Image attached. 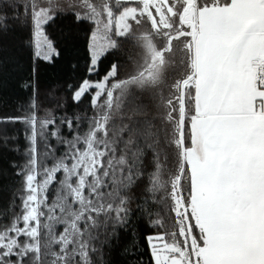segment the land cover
<instances>
[{"label":"trees","instance_id":"16d2710c","mask_svg":"<svg viewBox=\"0 0 264 264\" xmlns=\"http://www.w3.org/2000/svg\"><path fill=\"white\" fill-rule=\"evenodd\" d=\"M44 2L45 0H20L22 4L37 7ZM120 2L124 7L134 4L136 0H120ZM47 3L55 7L56 0H47ZM139 26L141 25L133 23L130 33L118 36L116 38L119 42L118 49L111 50L104 58L103 67L117 65V80H125L114 92L109 107L106 108L105 104L101 106L102 103L99 102L93 109L88 106L87 101L78 107L69 101L67 106L65 93L58 91L39 99L40 115L34 118L26 101L28 92L19 88V83L29 78L30 66L35 63L33 45L30 43L31 29L29 27L26 31L5 30L4 22L0 21V114H23L30 121L35 119L38 133L36 164L38 173L59 160L71 162L73 156L85 150L92 136L94 148L100 151L101 156L100 163L87 177L82 202H73V194L60 189L59 181L49 188L45 205L38 212L39 235L36 239L39 241L42 264H53L51 253L55 249L51 244L69 222L73 223L70 227L74 229L71 237L74 243H79L84 238L91 241V236L87 232L82 237L79 230L86 215L90 216L93 211L108 213L118 208L119 201L125 198L130 199L133 210L137 203L144 204L153 219L163 221V229L158 228L157 231H161V234L164 231L168 242L172 241L171 233L181 227L188 229L189 234H191L192 222L199 227L190 199L185 158V150L192 145L194 138L192 113L193 110L195 112L193 82L195 54L192 36L188 44L192 50L190 71L183 68H180L179 70L183 71L178 73L174 69L171 71L177 74L174 81L180 87V109L175 111L169 96L174 84H170V88L168 85L163 91L156 88V92L148 86L127 82L128 78L134 75L142 50L139 38L142 33L139 32ZM45 27L46 31L56 38H60L62 33L69 30L76 34L78 46L73 54L81 57V66H83L84 42L90 39L93 25L88 21H82L77 25L70 16L58 14L54 21ZM55 75L52 66L43 67L39 73V81L48 83L55 79ZM187 82H189L188 86ZM20 109L22 111H19ZM170 112L176 113V119L171 123H169ZM65 115L79 118V122L72 127L71 136L67 134V129L62 127ZM186 117L189 119L187 127ZM145 119L151 121L152 126L146 129V132L150 131L152 135H146L144 139L132 135L131 130L141 127ZM52 120L56 121L54 129L44 127L46 121ZM0 127L6 128L9 136H14L7 139L6 143L0 139V170L7 172V180L0 179V235H3L14 226L23 228L25 225V177L32 168V165L28 164L32 153L26 152L29 144L25 139L28 127L26 124L12 122ZM52 131L57 132L55 140L52 139ZM122 132L129 134L122 137ZM20 168L24 169V174L18 176L16 173ZM133 176L136 178L135 182L128 186ZM109 205L112 207L110 208ZM189 213L192 222L188 219ZM89 223L93 227L98 226L95 220L90 219ZM132 226L140 234L141 239L145 234L159 227H150L140 215L132 218ZM99 227L100 232L103 233V226L99 225ZM92 235L94 236L95 233ZM127 238V232H122L121 239L127 240ZM26 239L22 237L20 243L24 244ZM115 247L118 249L120 245ZM193 249L197 254L199 249H196L195 245ZM139 251L141 253L145 251L142 243ZM144 262L148 264L147 255L144 256Z\"/></svg>","mask_w":264,"mask_h":264},{"label":"snow or ice","instance_id":"6c2138e0","mask_svg":"<svg viewBox=\"0 0 264 264\" xmlns=\"http://www.w3.org/2000/svg\"><path fill=\"white\" fill-rule=\"evenodd\" d=\"M196 6L214 10L212 22L225 24L235 23L239 17L254 7L264 8V0H259V3L257 0H196ZM121 7L120 0H109L108 3L100 5L97 4V0H56L55 7L47 3V0L38 7L22 4L20 0H0V21L4 22L5 30L26 31L29 27L31 29L30 43L33 45L35 63L30 66L29 78L20 82L19 88L28 92L26 101L34 118L40 115L39 99L58 91L65 93L67 106L69 101L77 107L87 101L88 106L95 109L96 104L103 102L105 97L112 99V89L118 86L112 84L117 80L118 66L113 64L104 68L103 61L111 50L119 47V42L112 40V37L121 34L110 30L109 25L112 21L108 18ZM58 14L70 16L77 25L82 21H88L93 25L90 39L84 42L83 66H81V57L73 54L78 45L76 34L72 30L62 33L60 38L53 37L46 31L45 26L54 21ZM190 39L191 37H185L186 41ZM47 66H52L56 72L55 79L48 83H40V70ZM257 88L264 92V84L258 82ZM256 101L257 107L264 110V96H258ZM176 103L177 101L172 102L173 108ZM141 108L146 111L143 105ZM192 114H195L194 110ZM175 119L176 113L170 112L169 123ZM12 122H21L28 126L25 132V139L29 141L26 152L32 153L28 164L32 165L33 172L29 173L25 179L30 183L36 179L35 167L38 155L35 119L30 121L23 114H0V125ZM78 122V117L65 115L62 127L66 128L67 134L71 136L72 127ZM188 123L189 119L186 117V127ZM55 126V120L44 123V127L48 129H54ZM151 126V121L145 119L141 127L131 130V134L144 139L146 135H152L150 131L146 132V129ZM128 134V132H122L121 135L123 137ZM51 136L55 140L57 132L52 131ZM10 138L14 136H9L8 130L0 127V139L6 143ZM49 147L51 149L50 142ZM45 171L47 172L48 169ZM23 174L22 168L16 173L18 176ZM59 175V169H53L49 184H54ZM0 179L7 180L6 170H0ZM135 179L133 176L128 186L134 183ZM119 205L108 213L93 211L90 216L86 215L79 230L82 237L87 232L91 236V241L84 238L79 243H74L70 238L65 239L64 234L67 229H62L51 244V247L55 249L51 253L53 264H145V255L148 257V264H175L176 261L180 264H198L200 257L194 251L193 245L196 249H203L209 245L217 227L210 224L206 231L201 230L194 225L189 213L188 219L192 222L191 234L188 229L181 227L178 231L171 233L172 241L168 242L166 233L163 231L161 234V231H157L158 228L163 229V221L153 219L144 204L137 203L133 210L130 199L125 198L119 201ZM109 207L112 206L109 205ZM137 215L143 216L150 227H159L145 234L141 239L140 234L132 226V218ZM90 219L95 220L98 226L93 227L89 223ZM99 225L103 226V233L100 232ZM27 226L26 223L23 228L14 226L12 230L0 235V264H42L39 241L36 239L39 233L36 229H33L35 236L32 232H26ZM125 231L128 238L122 240L121 233ZM92 233L95 235L93 236ZM22 237L27 238L24 244L20 243ZM141 243L145 249L143 253L139 251ZM116 245L120 247L117 249Z\"/></svg>","mask_w":264,"mask_h":264},{"label":"crops","instance_id":"0c3cea01","mask_svg":"<svg viewBox=\"0 0 264 264\" xmlns=\"http://www.w3.org/2000/svg\"><path fill=\"white\" fill-rule=\"evenodd\" d=\"M156 2L161 0H142ZM259 3V0H257ZM194 45V138L185 158L198 226L216 225L199 264H264V8L235 23L190 0ZM242 25V26H241Z\"/></svg>","mask_w":264,"mask_h":264},{"label":"rangeland","instance_id":"374dc122","mask_svg":"<svg viewBox=\"0 0 264 264\" xmlns=\"http://www.w3.org/2000/svg\"><path fill=\"white\" fill-rule=\"evenodd\" d=\"M108 2L109 0H97L98 5ZM189 6L190 0H161L154 3L136 0L134 4L121 7L108 18L112 21L109 25L110 30L121 34L113 36L112 40L130 33L133 23L141 25L139 26V32L142 33L139 36L142 47L139 55L140 59L134 75L128 78L127 82L148 86L156 92V88L163 91L168 85V88H170V84H174L169 96H171V102L177 101L175 111L180 109V87L174 81L177 74L171 73V71L173 69L177 73L183 71L179 70L180 68L190 71L189 67L192 66V50L191 46H188L191 39L189 41L185 40V37H191L193 34L189 21L192 20L193 13L192 10H189ZM154 9L155 14H153ZM185 29L189 30L186 31ZM166 48H168V51ZM124 82L125 80L112 82L113 85H118L112 89L113 97L114 92ZM188 85L189 82H187ZM112 99L109 100L105 97V101L101 102V106L105 104L106 108L109 107ZM88 141L85 150L79 151L76 156H73L71 162L59 160L47 167V172L42 169L40 173L35 167L36 179L30 183L26 181L25 187L26 209L24 222L28 225L25 228L26 232H32L34 236L36 233L33 232V229L38 232V212L45 205V197L52 185L49 184V181L53 175V169H59L60 171V178L56 179V181H59L60 189L70 191L74 197L73 202H82L87 177L94 172L96 166L100 163L101 157L100 151L94 148L93 136ZM32 172L33 167L29 173ZM177 210L180 212L179 208ZM70 225H73V223L69 222L66 226L65 239H71L74 234V229ZM175 264H180V262L176 261Z\"/></svg>","mask_w":264,"mask_h":264},{"label":"built area","instance_id":"2783aa9c","mask_svg":"<svg viewBox=\"0 0 264 264\" xmlns=\"http://www.w3.org/2000/svg\"><path fill=\"white\" fill-rule=\"evenodd\" d=\"M257 80L259 83L264 84V70L257 74Z\"/></svg>","mask_w":264,"mask_h":264}]
</instances>
